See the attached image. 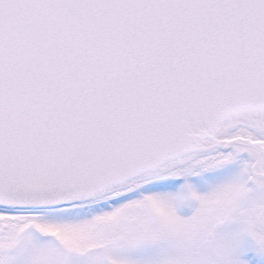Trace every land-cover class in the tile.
<instances>
[{
	"label": "snow or ice",
	"instance_id": "1",
	"mask_svg": "<svg viewBox=\"0 0 264 264\" xmlns=\"http://www.w3.org/2000/svg\"><path fill=\"white\" fill-rule=\"evenodd\" d=\"M0 264H264V0H0Z\"/></svg>",
	"mask_w": 264,
	"mask_h": 264
}]
</instances>
